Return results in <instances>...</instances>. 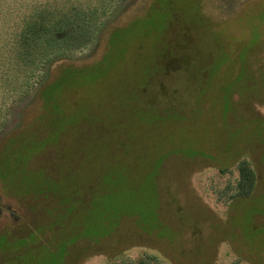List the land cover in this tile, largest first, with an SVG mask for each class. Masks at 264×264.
I'll use <instances>...</instances> for the list:
<instances>
[{
  "label": "rangeland",
  "instance_id": "obj_1",
  "mask_svg": "<svg viewBox=\"0 0 264 264\" xmlns=\"http://www.w3.org/2000/svg\"><path fill=\"white\" fill-rule=\"evenodd\" d=\"M141 261L264 264V0H136L2 144L0 264Z\"/></svg>",
  "mask_w": 264,
  "mask_h": 264
},
{
  "label": "trees",
  "instance_id": "obj_2",
  "mask_svg": "<svg viewBox=\"0 0 264 264\" xmlns=\"http://www.w3.org/2000/svg\"><path fill=\"white\" fill-rule=\"evenodd\" d=\"M135 1L0 0V153L52 67L90 56ZM237 169L232 198L249 197L257 184L256 171L245 157L238 160Z\"/></svg>",
  "mask_w": 264,
  "mask_h": 264
}]
</instances>
